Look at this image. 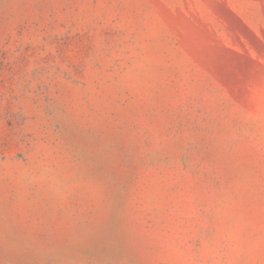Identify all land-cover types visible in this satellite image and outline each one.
Segmentation results:
<instances>
[{"label": "rangeland", "instance_id": "rangeland-1", "mask_svg": "<svg viewBox=\"0 0 264 264\" xmlns=\"http://www.w3.org/2000/svg\"><path fill=\"white\" fill-rule=\"evenodd\" d=\"M0 264H264V0H0Z\"/></svg>", "mask_w": 264, "mask_h": 264}]
</instances>
